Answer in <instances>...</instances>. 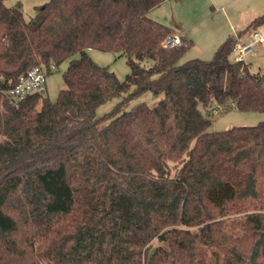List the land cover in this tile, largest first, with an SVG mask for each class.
<instances>
[{
	"label": "trees",
	"instance_id": "obj_1",
	"mask_svg": "<svg viewBox=\"0 0 264 264\" xmlns=\"http://www.w3.org/2000/svg\"><path fill=\"white\" fill-rule=\"evenodd\" d=\"M6 1L0 264H264V121L210 129L214 108L264 112V75L233 59L237 39L181 62L192 41L163 46L173 30L149 15L163 0H48L29 19ZM89 48L126 56L130 73L121 80ZM68 58L56 101L5 96ZM148 91L155 106L121 112Z\"/></svg>",
	"mask_w": 264,
	"mask_h": 264
},
{
	"label": "crops",
	"instance_id": "obj_2",
	"mask_svg": "<svg viewBox=\"0 0 264 264\" xmlns=\"http://www.w3.org/2000/svg\"><path fill=\"white\" fill-rule=\"evenodd\" d=\"M261 14L264 0H163L149 12L150 17L168 25L174 34L192 41L188 53L195 54L188 59H209L230 36L247 41L254 30L264 35V24L247 28ZM258 46L246 59L251 71L255 65L259 69L264 67V55L260 53L264 44Z\"/></svg>",
	"mask_w": 264,
	"mask_h": 264
},
{
	"label": "rangeland",
	"instance_id": "obj_3",
	"mask_svg": "<svg viewBox=\"0 0 264 264\" xmlns=\"http://www.w3.org/2000/svg\"><path fill=\"white\" fill-rule=\"evenodd\" d=\"M18 0H7L6 3L9 6L14 5ZM48 0H21L22 9L24 15L27 19L31 18L36 13V7L44 4ZM264 44V42H263ZM263 44H259L258 48ZM261 45V46H260ZM89 55L100 65L109 66L112 71H114L117 76L124 80L126 76L130 73V67L127 62V57L121 55L118 52L112 51H103L95 48L87 49ZM261 55H264L263 49L260 50ZM195 53H188L186 57H184L181 62L189 60V56H193ZM80 54L76 53L72 58L79 57ZM191 58V57H190ZM196 58V57H194ZM210 57L209 59H212ZM70 58L66 59L59 66L55 67L49 74L46 76L47 82V91L44 94L51 101H56L61 89L65 87V82L63 78V73L68 68ZM253 72L260 73L264 75V67L259 69L257 65L253 68ZM160 97H156L152 92L148 91L140 96L132 99L127 105H125L121 112L131 109L134 105L140 102H147L150 106H155ZM121 101V98H113L108 102L100 105L97 108V115L104 116L106 113L111 112L117 106V104ZM119 114V113H118ZM213 119V125L211 126V130L213 131H221L225 129L232 128L234 126H242V125H255L261 121H264V112L260 111H239L236 108H231L228 110L220 111V109H212L209 113ZM3 140V137L0 136V142Z\"/></svg>",
	"mask_w": 264,
	"mask_h": 264
},
{
	"label": "built area",
	"instance_id": "obj_4",
	"mask_svg": "<svg viewBox=\"0 0 264 264\" xmlns=\"http://www.w3.org/2000/svg\"><path fill=\"white\" fill-rule=\"evenodd\" d=\"M264 42V35L258 30L252 32V36L247 41L237 39L235 44L233 59L235 61H245L248 56L255 51L258 44ZM182 43V37L170 33L163 40V46L174 47ZM47 72L44 67L37 66L31 69L27 74L21 75L16 82L10 83L5 91V96L14 106H18L20 102L32 94H45L47 91L46 82ZM218 108H215V110Z\"/></svg>",
	"mask_w": 264,
	"mask_h": 264
}]
</instances>
